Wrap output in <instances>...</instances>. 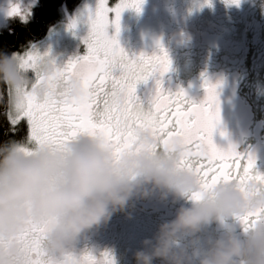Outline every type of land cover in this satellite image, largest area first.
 <instances>
[{"label":"clouds","instance_id":"9594fccd","mask_svg":"<svg viewBox=\"0 0 264 264\" xmlns=\"http://www.w3.org/2000/svg\"><path fill=\"white\" fill-rule=\"evenodd\" d=\"M35 71L51 76L52 60L45 57ZM34 83L17 54L0 53V85L12 90L14 103L26 90L42 99L53 89L69 98L80 93L79 81L71 77L51 85L45 79L33 89ZM152 143L141 136L136 147L117 152L101 138L80 133L39 147L23 141L0 144V264H31V245L24 238L30 228L43 229L45 262L62 264L85 233L155 192L189 206L179 207L174 219L143 241L136 264H264V183L205 185L181 164L180 147L165 151ZM243 218L254 222L242 225ZM213 224L218 233L201 240Z\"/></svg>","mask_w":264,"mask_h":264},{"label":"flooded vegetation","instance_id":"af4514ba","mask_svg":"<svg viewBox=\"0 0 264 264\" xmlns=\"http://www.w3.org/2000/svg\"><path fill=\"white\" fill-rule=\"evenodd\" d=\"M119 2L108 0V6L114 8ZM97 3L98 0H0V53L23 55L35 49L41 55L49 53L58 66L85 55L83 40L88 26L78 24L69 31L68 25L86 8L95 9ZM14 5H20L22 11L29 10L26 20L9 15ZM113 18L110 13L109 19ZM120 25L119 44L130 58L141 53L159 55L162 47L171 62L163 77L157 75L138 85L137 96L144 107L155 95L157 80L167 93L183 89L195 104L205 98V79L210 87L218 85L220 122L214 143L221 149L231 145L241 155H251L256 167L249 170L250 174L257 171L264 175V0H240L238 5L226 0H144L139 14L134 10L121 14ZM112 35L115 28L110 26L109 36ZM27 72L35 80V72ZM96 85L105 91L111 87L100 81ZM164 102L173 104L167 97ZM177 106L186 108L183 103ZM3 111L0 104V130ZM161 115L175 119L170 113ZM225 162L233 176L243 174L246 161L234 159L216 161L215 171ZM181 206L189 205L183 200L174 202L171 196L162 199L159 192L146 199H134L124 212H117L106 224L85 233L74 254L89 251L102 258L109 253L114 264H136L135 253L143 249V241L152 239L161 223L174 219ZM218 230V225H211L201 234V240L216 235Z\"/></svg>","mask_w":264,"mask_h":264},{"label":"snow or ice","instance_id":"6c2138e0","mask_svg":"<svg viewBox=\"0 0 264 264\" xmlns=\"http://www.w3.org/2000/svg\"><path fill=\"white\" fill-rule=\"evenodd\" d=\"M238 5L240 0H226ZM144 0H120L114 8L108 6V0H98L95 9L86 8L80 17L68 25L73 31L78 24L88 26L87 37L83 40L86 54L58 66L52 60L54 72L45 78L36 72L37 64L49 53L41 55L33 49L18 55L21 68L35 72L33 89L45 79L50 85L57 79L75 78L80 83V93L75 98L57 93L54 89L46 98H40L34 91H24L19 102H13V92L4 87L0 89V104L3 105V128L0 130V144L9 141H23L28 145L39 147L43 144H58L75 137L80 133H88L104 140L117 152L132 149L138 145L141 136L152 140L154 149L182 151L181 164L194 170L205 182V185L220 181H237L240 183L255 181L264 183V175L255 170V159L251 155H241L233 146L228 149L219 148L213 140L220 122L217 87L209 86L204 80L205 98L199 104L187 98L183 89L175 94L167 93L156 81L155 95L144 107L137 96V87L147 83L157 75L163 77L169 70L171 62L167 52L161 47L159 55H145L130 58L120 47L121 14L126 10L141 11ZM114 14L109 19V14ZM29 10L22 11L20 5L11 7L10 16H21L26 20ZM115 28V35L109 36V27ZM105 86L111 85L108 91L97 89L96 82ZM173 100V104L164 102ZM163 102V103H162ZM181 103L186 108L178 107ZM173 107L175 110L173 111ZM161 113H170L174 121ZM17 133H22L19 137ZM223 135V133H221ZM229 159L246 161L243 174L233 176L230 166L225 162L219 171H215L216 161ZM210 172L212 173L211 175ZM193 198H197L193 194ZM254 222L253 218H243L242 225ZM43 229L30 228L25 239L32 249L31 264H53L45 262L40 251V239ZM62 264H114L109 253L102 258L93 256L89 251L82 255L68 254Z\"/></svg>","mask_w":264,"mask_h":264},{"label":"rangeland","instance_id":"374dc122","mask_svg":"<svg viewBox=\"0 0 264 264\" xmlns=\"http://www.w3.org/2000/svg\"><path fill=\"white\" fill-rule=\"evenodd\" d=\"M120 3V2H119ZM122 26L120 25V28H121ZM79 42H81V37H79Z\"/></svg>","mask_w":264,"mask_h":264},{"label":"trees","instance_id":"16d2710c","mask_svg":"<svg viewBox=\"0 0 264 264\" xmlns=\"http://www.w3.org/2000/svg\"><path fill=\"white\" fill-rule=\"evenodd\" d=\"M20 47V46H19Z\"/></svg>","mask_w":264,"mask_h":264}]
</instances>
